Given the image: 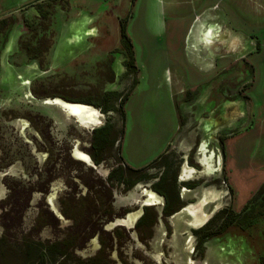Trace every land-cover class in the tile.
I'll list each match as a JSON object with an SVG mask.
<instances>
[{"label": "rangeland", "instance_id": "374dc122", "mask_svg": "<svg viewBox=\"0 0 264 264\" xmlns=\"http://www.w3.org/2000/svg\"><path fill=\"white\" fill-rule=\"evenodd\" d=\"M1 20L0 264H264V0H0ZM51 97L98 103L114 147ZM143 186L185 206L210 189L217 206L197 231L158 205L116 225Z\"/></svg>", "mask_w": 264, "mask_h": 264}, {"label": "flooded vegetation", "instance_id": "af4514ba", "mask_svg": "<svg viewBox=\"0 0 264 264\" xmlns=\"http://www.w3.org/2000/svg\"><path fill=\"white\" fill-rule=\"evenodd\" d=\"M71 20V19H70ZM88 28V27H87ZM84 36H85V34H84ZM93 35H90V34H86V38L84 39V40H86L88 43H91L92 42V39H93V37H92ZM82 38V37H81ZM81 38H78V35H77V33H76V37H75V39L74 40H81ZM83 39V38H82ZM91 39V40H90ZM93 44H94V42L91 44V46H88L86 49L88 50V49H90V48H92V47H94L93 46ZM82 45V44H81ZM53 49H55V47H51V49H50V53L53 51ZM27 50V49H26ZM28 51V50H27ZM84 52V51H83ZM81 54V53H80ZM79 54V55H80ZM51 56H52V53H51ZM77 57V56H76ZM76 57H74V58H76ZM28 58H29V60H31V61H34L37 57H32L31 56V54L28 56ZM57 99H59V100H63V101H65V102H68V103H81V104H87L88 106L89 105H91V107H93L94 109H96L97 111H98V109H97V107H99V105L98 106H96V105H94L93 103H91V102H86V101H77V102H72V101H66V100H64V99H62V98H60V97H51V98H46L45 99V103H48V104H56V105H58V103L55 101V100H57ZM227 103H229V102H227ZM59 106V105H58ZM228 106H230V105H228ZM227 106V107H228ZM60 107V106H59ZM109 108H107L106 110H111V106H108ZM61 109V108H60ZM101 109V108H100ZM62 110V109H61ZM100 116H101V113L98 111V115H97V119H98V117H99V119H98V123H87V124H83V123H81L79 120H77L76 119V117H74V116H72V117H74V120H75V122L77 123V124H79V123H81V124H83L84 126H82L83 128H89V131H90V133H91V141H90V143H91V146L92 147H94L95 149H99V150H102V151H109V150H111L113 147H114V144H115V140H116V130L114 129V127H113V124H111V122H109V121H105L104 123H100ZM211 122L213 123V124H215V123H217V119L214 117V118H212V120H211ZM80 125V124H79ZM20 127H22V125L20 126ZM120 132H121V130H120ZM73 151H74V148L70 151L71 152V156H73ZM83 152V151H82ZM86 154V153H85ZM74 157V156H73ZM88 157H89V155H88ZM75 158V157H74ZM92 158H93V160L96 162L95 164H98L99 163V161H101L102 160V158H99V159H97V158H95V156H93L92 155ZM77 159V158H76ZM89 159H90V157H89ZM77 160H79V161H82V162H84V163H86L87 165H90V164H88L87 162H85V161H83V160H80V159H77ZM90 161H91V159H90ZM117 181V182H119V183H127V181L123 178V174H122V172H120L119 174H118V176H114V174L112 173V172H110L109 174H108V177H107V181ZM140 179H133V180H130L129 181V183H128V185H127V187H126V189H129V188H131V187H133L138 181H139ZM180 182H185V181H190V178H187L186 180H184V179H182L181 180V178H180V180H179ZM157 183V182H156ZM185 186V185H184ZM185 189H186V187H184ZM188 189H191L190 187H187ZM207 189V188H206ZM203 191H206V190H203ZM207 191H211L210 189H207ZM202 192V191H201ZM150 193H152V194H154V197H157L158 198V201H155V202H151V203H148L147 202V198H148V195L150 194ZM141 195H142V200H141V203L139 204V208H140V214L139 215H137L136 214V216L134 217V218H131V224H128V215H130V214H133V213H137L136 211H134V212H131V211H126V215L124 216V217H122V218H118L117 219V224L116 225H118V226H123V227H126L127 225H131V226H128L129 228H132L133 226H137V228L139 227V226H141V225H143V220L145 219V211H146V209L149 207V206H154V205H158V206H161L162 207V211H163V213L166 215V216H173L176 212H178L179 210H182V211H185V212H187L188 214H189V212H188V209H187V207H188V205H190V204H193V205H196L197 203H199V202H197L196 204L195 203H188V205L187 206H185V202L183 201V200H181V196H180V194L177 192L176 193V195H177V198H176V202H175V204H171V201H170V198H169V196L167 195V193L165 192V191H163L162 189L160 190L158 187H156V186H153V190L152 189H148L146 186H143L142 188H141ZM183 195H185V194H183ZM204 195V194H203ZM161 198H160V197ZM203 197V196H202ZM202 199V198H201ZM216 199V198H215ZM209 202H212V204H211V207H210V211L214 208V207H216L215 206V204H214V200H210V201H208L207 203H205V204H203V206L202 207H204L206 204H208ZM138 205V204H137ZM202 207H201V209H202ZM104 211L106 210V209H103ZM145 210V211H144ZM203 210V209H202ZM204 212H203V214L207 217L208 216V214L210 213L207 209L206 210H203ZM109 213H111V210L109 209ZM99 217H101L100 215H99ZM126 217H127V219H126ZM72 218V217H71ZM102 218V217H101ZM100 218V219H101ZM191 218V217H190ZM72 220H74V218H72ZM204 222V221H203ZM202 222V223H203ZM191 223V222H190ZM201 223V224H202ZM192 225V224H191ZM190 224L188 225V226H191ZM204 226V224H202V225H199V227H197V228H194L193 226H191L192 228L191 229H193L194 231H197V230H199V229H201L202 227ZM229 230H227V231H224V232H222V233H209V234H207V235H205V237L204 238H202L200 241H199V243H201L200 245H202L203 244V242H205L206 240H208L209 239V237H211V238H217V237H221V234L223 235V234H225V232L227 233ZM220 235V236H219ZM208 236V237H207ZM239 238H238V241H235V242H237L238 243V245H242L243 243L244 244H246L245 242H246V240H244V238H245V235L243 234V233H239ZM234 240H237V239H235V238H233ZM246 239V238H245ZM230 241H233L232 239L230 240ZM202 247H204L203 245L201 246V248Z\"/></svg>", "mask_w": 264, "mask_h": 264}, {"label": "bare ground", "instance_id": "6f19581e", "mask_svg": "<svg viewBox=\"0 0 264 264\" xmlns=\"http://www.w3.org/2000/svg\"><path fill=\"white\" fill-rule=\"evenodd\" d=\"M198 23L199 22L197 20L195 22V25H197ZM212 25L211 24L207 25V27L205 29H203L201 32L200 40H204V42H205L204 44L206 46V48H205L206 52H208V50H211L212 45H213L212 40H210L212 38V34H213V30H214ZM195 38L197 39L198 35L195 36L194 29H191V31L188 33V39H187L188 44L191 45L192 42H194L196 44L197 40ZM55 101L58 103V105L60 106V108L62 109L63 112H65L68 115L76 117V119L79 120L81 123H83V124L98 123V119H97L98 111L96 109H94L93 107L88 106L87 104H81V103H68V102H65V101L59 100V99H57ZM230 106H232V105H230ZM228 117H229V114H228ZM23 127L24 126L21 127L22 130H23ZM73 156L75 158L83 160L85 162H90L88 155L85 154L84 152H82L81 150H79L77 147L74 148ZM202 194H203V192H202ZM215 198H216V195L213 192H211V191L209 192L206 190L204 192L202 199L200 200V204L188 205L187 209H188L189 214H191L193 216V224L194 225L201 224L206 219V216L203 214V210H201V205L207 203L210 200H214V204L217 206V204L215 203ZM146 200L148 203H151V202L158 201V198L154 197V194L150 193ZM136 214L137 213H133V214L128 215V220H129L128 224H131V218H134L136 216ZM126 219H127V217H126Z\"/></svg>", "mask_w": 264, "mask_h": 264}, {"label": "trees", "instance_id": "16d2710c", "mask_svg": "<svg viewBox=\"0 0 264 264\" xmlns=\"http://www.w3.org/2000/svg\"><path fill=\"white\" fill-rule=\"evenodd\" d=\"M33 4H36V3H33ZM33 4H32V5H33ZM37 8H38L39 11H42L41 14L44 15L45 11L42 10L41 8H39L38 5H37ZM0 22H1V24H2V25H1V28H2V27L4 26V21L1 20ZM26 49H27L28 51H30V48H28V46H26ZM128 53L130 54V56L132 55V54H131V50H130ZM31 56H32V57H36V56H38V54H31ZM91 103H93L94 105L98 106V103H96V102H91ZM107 108H109V107H107ZM107 108H106V109H107ZM122 131H123V128L121 129V133H122Z\"/></svg>", "mask_w": 264, "mask_h": 264}, {"label": "crops", "instance_id": "0c3cea01", "mask_svg": "<svg viewBox=\"0 0 264 264\" xmlns=\"http://www.w3.org/2000/svg\"><path fill=\"white\" fill-rule=\"evenodd\" d=\"M197 14H198V13H197ZM197 14L194 15V17L192 18V20L195 18V16H197ZM196 20H200L199 17H197V18L195 19V21H196ZM203 127H204L205 131H207V129H209V126L207 127V125H203ZM202 142L204 143V142H205V139H202ZM207 162H208V161H207ZM184 169H185V172H187V167L184 166Z\"/></svg>", "mask_w": 264, "mask_h": 264}, {"label": "water", "instance_id": "95a60500", "mask_svg": "<svg viewBox=\"0 0 264 264\" xmlns=\"http://www.w3.org/2000/svg\"><path fill=\"white\" fill-rule=\"evenodd\" d=\"M89 106H91V105H89Z\"/></svg>", "mask_w": 264, "mask_h": 264}]
</instances>
